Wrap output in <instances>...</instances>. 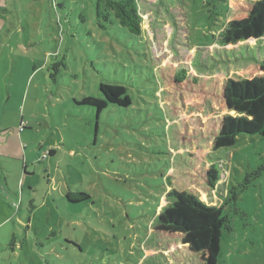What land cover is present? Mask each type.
I'll return each mask as SVG.
<instances>
[{
    "label": "rangeland",
    "instance_id": "1",
    "mask_svg": "<svg viewBox=\"0 0 264 264\" xmlns=\"http://www.w3.org/2000/svg\"><path fill=\"white\" fill-rule=\"evenodd\" d=\"M207 1L136 0L134 35L114 20L99 26L96 0H0V264H173L175 246L164 248L153 227L170 202L176 154L216 164L214 188L200 194L212 206L264 162L259 134L229 149L176 148L173 122L224 112L188 100L169 121L157 66L225 78L264 53V38L219 44L233 0L215 1L222 13L210 23ZM100 83L124 85L131 105L96 115L77 104L101 97ZM67 191L90 199L69 202ZM236 206L218 264H264V171Z\"/></svg>",
    "mask_w": 264,
    "mask_h": 264
},
{
    "label": "trees",
    "instance_id": "2",
    "mask_svg": "<svg viewBox=\"0 0 264 264\" xmlns=\"http://www.w3.org/2000/svg\"><path fill=\"white\" fill-rule=\"evenodd\" d=\"M215 1H207L208 23L222 13ZM95 14L101 22L99 26L114 20L134 35L141 33L136 0H96ZM227 16L228 21L218 35L219 44L264 38V0H233ZM54 67L58 66L54 64ZM154 75L160 84L161 100L169 121L177 119L188 100L193 102L192 108L196 111L209 104L214 110L224 112L205 122L197 116L190 121L173 122L171 127L177 149L188 151L200 146L213 151L229 149L240 134L264 135V53L236 76H190L184 68L172 64L157 66ZM99 91L101 97L83 96L77 104L94 107L96 115L108 104L131 105V97L122 84L100 83ZM176 155L178 168L168 177L170 202L155 218L154 236L164 248L175 246L168 255L173 264H218L222 235L233 230L226 212L233 209L242 213L236 206L237 198L260 177L264 162L245 172L242 180L230 187L222 203L212 206L202 201L200 194L214 188L219 178L216 164L207 166L191 152ZM65 196L69 202L90 199L84 191H67Z\"/></svg>",
    "mask_w": 264,
    "mask_h": 264
}]
</instances>
